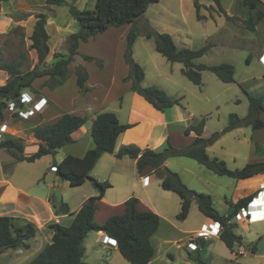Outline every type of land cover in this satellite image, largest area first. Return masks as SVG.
Returning a JSON list of instances; mask_svg holds the SVG:
<instances>
[{
    "label": "trees",
    "instance_id": "trees-1",
    "mask_svg": "<svg viewBox=\"0 0 264 264\" xmlns=\"http://www.w3.org/2000/svg\"><path fill=\"white\" fill-rule=\"evenodd\" d=\"M45 1L48 5L57 6L65 3L64 0ZM160 1L96 0L93 10H80L72 4L70 14L77 22L79 30L68 37V54L55 53L56 61L50 67L46 66V59L50 53L49 35L46 31L48 18L43 13L35 15L36 22L30 41L31 49L37 54V66L32 70L23 71L20 64L0 63V71L6 72L9 76L8 82L0 87V123L4 120L5 111L10 103H15L18 108L24 106L20 102V97L25 90H34L33 83L35 80L47 77L48 82L44 84V87L51 90L63 86L71 74L69 65L76 56H81L86 62H94L102 69L104 65L102 59L81 55L78 52L80 43L88 42L90 38L103 34L111 27L119 28L135 23L152 4ZM199 1L201 0H194V7L197 20L202 21L205 18L200 14L201 5ZM212 2L220 15L225 16L228 20L232 19L223 9L221 0H212ZM242 4L248 10V17L244 21L245 27L253 32L264 18V3L262 0H242ZM148 29L146 37L154 39L156 52L169 63L182 64V74L194 85L199 87L203 85L202 73L204 71L212 72L223 83L235 82V68L232 64L223 63L210 66L196 63V60L203 57L211 47L215 46L214 43L209 42L197 50L180 47L170 34L156 32L150 27ZM137 36L138 34L134 28L130 30L127 36L124 59L129 67V73L123 81L130 83L131 90L158 111L162 112L180 106L182 98L173 99L158 87H144L142 85L145 79V71L133 58V46ZM76 76L78 88L82 92H88L89 88L86 86V82L89 75L87 70L82 66H78ZM247 94L249 99L247 116L240 117L237 114H231L227 128L220 133L213 134L208 139L203 137L206 118H202L198 123L190 125L185 130L186 134L191 132L196 134L194 142L189 146L175 148L168 142L167 147L161 152L150 149L141 150L136 146H125L116 153V157L119 159L128 157L136 160L139 172H142L146 167H151L153 175L161 181L162 189L179 196L181 210L177 215V220L185 221L190 214L193 201H196L199 211L206 218L220 223L222 230L219 238L232 252H234L236 246L243 245V237L236 234V225L232 223V220L242 208H247L255 195L240 199L232 205L233 210L230 214L221 215L215 209L211 196L188 188L177 173L172 172L165 166V162L169 158L186 157L197 161L220 176H228L237 180L264 174V162L249 163L242 169L232 170L228 167L226 161L218 157H211L207 152L208 144L216 142L227 132L243 127H251L254 132L264 128V96L258 97ZM86 122V117L64 114L55 123L36 129L35 137L41 143L39 150L30 156L24 155V141L13 137H3L0 140V150H8L15 161L34 163L43 156L54 155L64 146L73 144V133L82 128ZM130 127V125L121 124L117 115L113 112L100 113L93 120L91 130L95 147L83 157L69 155L59 164L53 163L52 166L57 168L56 176L60 181L67 182L72 188L80 187L87 181H91L98 190V195L90 197L76 213L72 214L73 220L70 224H50L48 228L53 232L51 243L47 244L29 264H88L84 261V242L92 232H104L114 239L120 254L130 264L151 263L155 255L151 239L160 227L161 218L152 211H139V200L136 197H131L125 202L123 214L113 215L103 224H98L95 220L98 203L103 199L106 190L111 185L108 182H99L91 176V172L102 155L115 152L117 139ZM42 142H45L46 145ZM255 150L259 154L263 152L257 143ZM52 201L57 206L58 213L68 214L70 212L66 203L55 201V195L52 196ZM37 233L38 228L35 224L26 219L0 216V254L9 249L22 247L29 249L30 244L28 242L34 239ZM201 242V246L205 247L206 241ZM256 248L257 245L254 244L249 251L250 254H256ZM196 264L205 263L198 260Z\"/></svg>",
    "mask_w": 264,
    "mask_h": 264
},
{
    "label": "rangeland",
    "instance_id": "rangeland-1",
    "mask_svg": "<svg viewBox=\"0 0 264 264\" xmlns=\"http://www.w3.org/2000/svg\"><path fill=\"white\" fill-rule=\"evenodd\" d=\"M64 1L65 3L60 6L48 5L45 0L2 1L3 10L0 12V63L20 64L23 71L32 70L37 66V54L31 49L30 36L36 22L35 15L39 13L47 15L49 19L46 31L49 35L50 53L46 59V66L50 67L56 61L55 53L67 55L69 36L65 37L66 32L71 31L72 33L79 30L77 22L70 14V6L74 4L80 10H93L96 1ZM204 1L206 4L201 5L200 9V14L205 18L202 21H198L196 18L194 0H161L159 3L152 4L135 23L123 26L119 30L123 34L120 35V32H118L114 41H111L113 34L109 33L96 42H89L82 47L81 52L85 54H106L105 56H108L107 60L106 57H99L98 59H102L105 65L109 61L111 65L109 68H112L110 71L114 77H110L108 73H105L103 70L104 65L102 69L94 62L96 69L90 66V70L94 71L93 81L104 85V91L111 89L105 112H111V108L118 105L120 94L125 92V82H121L120 77L117 75L122 74L124 70L122 62L124 58L121 54L126 50L125 33L134 28L138 36L133 46V58L143 67L146 73L142 85L144 87H158L174 99L182 98L181 104L191 112L192 121L195 124L202 118H206L204 129L206 138L225 130L231 114H237L240 117L247 116L249 111L247 93L258 97L264 96V68L257 53L260 45H264V22L258 30L251 32L246 29L244 24L248 17V10L243 6L242 0H221L222 7L226 14L232 17L231 20L220 15L215 6H207V3L214 4L212 0ZM58 27L63 30L60 32L57 30ZM148 27L159 33L170 34L180 47L197 50L209 42L214 43L215 46L211 47L203 57L196 60V63L210 66L223 63L232 64L235 68V82L223 83L212 72L204 71L202 73L203 85L200 87L194 85L182 74V64L169 63L155 51L154 39L146 37L149 31ZM109 41H111V44ZM108 46H111V48L108 49ZM111 49L113 52L112 54L109 52L108 55L107 51ZM81 58V56H76L69 65L71 74L65 83V94L73 96L76 92L77 86L71 76L76 75L78 66H82L78 63ZM8 80V74L0 71V87L4 86ZM37 81L36 87L43 89L45 88L44 84L48 82V78H40ZM99 91H103V89H99ZM29 92L30 90L24 91L34 99ZM18 109V112L11 111L8 107L5 111L4 120L1 123H7L9 127L2 134L3 137L27 138L30 142L36 141L37 139L33 137V130H30L29 125L21 118V108ZM2 126L0 125V130ZM176 135H179V133H176ZM219 141L214 147L217 156L226 159L230 168L242 169L246 164L261 157V154L256 152L255 145L256 143L259 144L264 150V128L257 132H254L251 127L239 128L222 135ZM25 150V154L32 152V145L29 142ZM7 152L6 149L0 151V174L3 170L2 159ZM171 160V163H177L178 165L171 166L173 171L175 170L174 172L179 175L183 174L184 179H186V175L180 167L182 164L189 163L195 165V167H200L195 160L186 157H174ZM201 169L213 176L212 172L207 169ZM127 173L133 174L134 169L127 166ZM213 177L219 179L217 176ZM221 179H223V185L227 184L228 181H233L232 178L228 177ZM55 180H58L57 176L50 173L41 181V185L44 183L52 184ZM59 183L55 187L52 185L54 187L51 191L52 195L60 190ZM158 183V179L152 180L148 190L153 191L154 201L163 205L164 216L173 225L162 224L159 232V235H162L161 240L159 242L155 241L156 255L150 264H196L198 260H202L205 264H238L235 261L236 257L231 254L219 238L210 237L205 247H202V242L198 241L197 243L200 245L198 251H190L183 246L193 235L183 234L182 232L184 230L207 228V218L199 211L197 202L193 201L188 218L185 221L177 220V215L181 210L179 196L164 191L158 186ZM219 184L221 183L217 185ZM80 189V187L72 188L68 186L65 192L72 198L80 200L83 193V189ZM163 191L167 195L166 197L161 194L158 195ZM213 192L217 211L223 215L230 214L233 209L221 198V191L214 190ZM228 202L229 204L232 203L231 193L228 195ZM232 223L236 225L235 232L243 237V244L248 250L258 241H252L255 234L264 231V223L249 225L248 221L236 217L232 220ZM165 239L169 242H164ZM29 243L31 245L30 249L23 247L9 249L0 254V264H29L47 245L41 238H38L35 242L32 239ZM112 250L107 247L103 249L101 246L96 245L93 247L88 246L84 260L88 264H106L107 261L113 260L114 251ZM120 257L124 259L122 256ZM260 261H262L260 258H255L250 254L244 259V264H258ZM110 263L114 264L115 262L110 261Z\"/></svg>",
    "mask_w": 264,
    "mask_h": 264
},
{
    "label": "crops",
    "instance_id": "crops-1",
    "mask_svg": "<svg viewBox=\"0 0 264 264\" xmlns=\"http://www.w3.org/2000/svg\"><path fill=\"white\" fill-rule=\"evenodd\" d=\"M0 1L2 2L4 0ZM262 2L264 3V0H262ZM199 3L200 5L206 4L204 0L199 1ZM207 6L210 7L215 5L207 3ZM2 10L3 7L1 4V11ZM263 22L264 18L257 25V30L259 29V26L263 24ZM122 27H111L103 34H99L95 37L90 38L88 42L80 43L78 52L81 55H88L81 52L82 47L89 42H96L97 40L105 36V34H113L111 37V41H114L117 38L116 35H118V32H120L119 30ZM59 28L60 27H58L57 30L61 32L63 29ZM75 32H66L67 35L65 37H68ZM129 32L130 30L125 33L126 47L127 36ZM122 34L123 33L120 32V35ZM111 41H109L110 44ZM109 48H111V46H108V49ZM258 51V58L260 59L263 54L262 51H264V45H260ZM107 52L109 55V52L112 54L113 51L111 49ZM124 53L125 51H123V53L121 54L123 58ZM105 55L91 54L89 56L105 58ZM107 57L105 58L106 60ZM122 62L124 64L123 73L118 74L117 76H119L120 81L124 83L123 79L128 75L129 67L124 59H122ZM78 63L84 66L88 72L89 79L86 82V86L89 88L88 92H82L78 88L77 77L75 74L71 76L73 77V81L77 86L76 92L73 96L65 94V84L54 90H51L47 87L39 89L36 87L38 81L35 80V82L33 83L34 90L30 91L29 93L32 94L35 102L43 98L46 99L48 102V106L44 109V112H41L39 114L34 112L32 105H25L21 107V118L25 120L27 125H29V129L33 130L34 138H36V129L55 123L64 114L86 117V124L72 135L74 143L64 146L63 148L59 149L54 155L43 156L41 159L37 160L34 163H28L26 161H15L8 153H5L2 159L3 170L0 174V216L20 217L34 223L38 228V233L34 238V242L37 241L38 238H41V240L45 241V244H50L53 237V232L48 228L49 225L52 223L70 224L73 220L72 214L76 213L82 207L84 202H86L90 197L98 195V190L95 188L93 183L91 181H87L85 184L80 186V190L83 189L80 200L74 199L72 198V196H69V194H66L65 192V189L68 188L69 184L58 179L57 181L60 182L59 187L62 193V201L68 205L70 211L68 214H62L57 212V206L52 201V196L54 195L51 194V191L54 187H52L50 183H44L41 185V181H43L46 175L50 174V167L53 165V163L59 164L64 158L69 155L75 157H83L89 150L95 147V143L91 134L93 120L98 114L105 112V107L108 106V99L110 98L111 89L104 91V85L100 84V82L93 81L94 71L90 70V66H93V68L96 69L94 63L86 62L82 58L79 59ZM110 66L111 65L108 61L106 65L104 64L103 70L111 77L112 72L110 70L112 68L110 69ZM262 66L264 68L263 64ZM124 85L125 92L123 94H120L121 96L118 98V105L114 108H111L110 111L117 115L121 124L130 125L131 127L124 133H122L117 139L115 152L113 154L102 155L91 172V176L99 182H108L111 185V187L106 190L103 199L98 203V211L95 214V220L98 224H103L109 217L117 214H123L125 211V202L131 197H136L139 200V211H152L158 214L161 218L160 227L151 239L156 255L155 241L159 242L161 240L162 235H159V232L162 224L167 223L169 226L173 225L169 223L170 221L168 222L165 218L163 205L154 201L153 191L148 190L149 185L146 186L143 184V179L148 176H152L153 180H157V178L153 175V169L151 167H146L142 172H139L137 169L136 160H132L128 157L119 159L116 157V153L125 146H136L141 150L150 149L156 152L163 151L167 147L168 142H170L172 146L176 148L189 146L194 142L196 134L194 132L186 134L185 130L190 125H194L195 122L192 121L191 112H189L188 109L184 108L182 104L180 106H175L161 112L154 109L152 105L146 102L141 96L134 93L131 90L130 83H124ZM99 89H103V91H99ZM103 93L104 95L102 96ZM0 125H6L7 127H9V124L7 123H1ZM175 131L176 133H179V135H176ZM203 137L205 139H208L205 137V132H203ZM22 140L24 141L25 149L28 142L32 145V152L30 154H25V150V156H30L39 150L41 143L39 139L34 142L28 141L27 138H23ZM219 142L220 141L218 139L217 142L208 144L207 152L211 157H218V154L214 151V147ZM0 151L2 152V150ZM262 151L263 152L260 155L261 157H259L258 160L250 163L264 162V150ZM211 152L212 154H210ZM225 160L226 159H224V161ZM171 161V158L166 160L165 166L172 172H174L175 170L173 171L171 166L178 165L177 163H171ZM226 163L228 165L227 160ZM198 164L200 167H195V165H191L189 163H184L180 166L184 170L186 179L183 178V174H181V172V175H179L178 173L177 174L180 176L182 182L188 188L198 193H203L205 195L211 196L214 207V190L221 191V198L228 206L232 207V205L237 203L240 199L255 193L257 190H260V185L264 183V174H259L254 179L250 180H237L232 178L233 181H228L227 184L223 185V179L221 178L228 176H220L206 168L204 165L200 163ZM127 166H130L134 169L133 174L127 173ZM201 168H205L208 171L212 172L213 176H217V178L219 179H215L216 177L209 175V173H205V171H203V169ZM232 170L239 169L233 168ZM218 183L221 184L217 185ZM158 186L161 187L160 180ZM164 191L163 193L160 192L158 195L161 194L162 196L166 197L167 195L164 194ZM166 192L173 193L170 191ZM230 193L232 194V203L229 204L228 195ZM179 200L181 206V199ZM255 203L257 205H263L264 197H258V200ZM212 222L213 221L207 218V228L209 227V225H211ZM256 223H264V219L262 221H253L248 224L251 225ZM203 226H205V224H203ZM173 227L175 228V226ZM207 228L199 230H184L182 233L194 235L195 233L206 230ZM213 237L219 238V235ZM109 238L110 237L107 236L104 232L90 233L84 242L85 255L87 253L88 246L93 247L94 245H96L101 246L103 249H106L107 245L105 243ZM256 240H258L254 243L257 245L256 254H251V256L260 258L262 260L258 264H264V231L263 233L257 232L255 234L252 241ZM163 241L169 242L166 239ZM200 241L204 240L200 239ZM110 249H113L112 251H114V255H112L113 260L111 259L110 261H114V264H130L127 260L120 257L122 255L120 254L117 246L116 248ZM250 249L251 248H249L248 250L243 244L242 246H236L234 248V252L230 251L229 249L228 250L234 257H236L235 261L238 262V264H244V259L248 255H250ZM239 257L240 259L237 260V258ZM110 261H107L106 264H111Z\"/></svg>",
    "mask_w": 264,
    "mask_h": 264
},
{
    "label": "built area",
    "instance_id": "built-area-1",
    "mask_svg": "<svg viewBox=\"0 0 264 264\" xmlns=\"http://www.w3.org/2000/svg\"><path fill=\"white\" fill-rule=\"evenodd\" d=\"M259 60L264 65V52H263V54ZM20 102L24 106L25 105H32V108H33L35 113H41L48 106V104H47L48 102L46 99L43 98V99H40L39 101L35 102L34 99H32L28 94H26L24 92L22 93V95L20 97ZM9 105H10L9 108L11 111H17V112L19 111V109L15 103L12 102ZM6 129H7V126L3 125L1 130H0V140L3 138L2 134L6 132ZM42 143L44 145H46L45 142H42ZM6 151H8V150H6ZM7 153L10 154L9 151ZM10 156H11V154H10ZM49 172L51 174L56 175L57 168L55 166H51ZM152 180H153L152 176H148V177L143 179V184L147 186L152 182ZM57 184H58V181L55 180L52 182L51 185H53L55 187V186H57ZM260 187H261V189L256 191L257 194H256V192L251 194V195L256 194L257 196L255 195V197L252 199V201L248 204L247 208H242L240 210V212L237 213V215L235 216L236 218L246 220V221H248V223L253 222V221H259V220L262 221L264 219V204L263 205H257L255 203V202H257L258 197H261V196L264 197V183L261 184ZM221 230H222V227H221L220 223L212 222L211 225H209V227L206 230H202L198 233H195L192 237H190V239L183 246L190 251L199 250L200 245L197 242L200 241V239L207 241L210 237L218 236L220 234ZM105 244L107 245L108 248H116V246H117L116 241L112 238L107 239Z\"/></svg>",
    "mask_w": 264,
    "mask_h": 264
},
{
    "label": "water",
    "instance_id": "water-1",
    "mask_svg": "<svg viewBox=\"0 0 264 264\" xmlns=\"http://www.w3.org/2000/svg\"><path fill=\"white\" fill-rule=\"evenodd\" d=\"M256 176H257V175L252 176V177H249V178H245V179H249V180H250V179H254ZM245 179H242V180H245ZM55 201H56L57 203H61V202H62V193H61L60 190L56 191V193H55Z\"/></svg>",
    "mask_w": 264,
    "mask_h": 264
}]
</instances>
